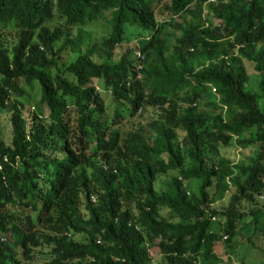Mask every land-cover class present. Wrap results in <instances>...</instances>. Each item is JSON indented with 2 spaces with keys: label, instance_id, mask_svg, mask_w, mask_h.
<instances>
[{
  "label": "trees",
  "instance_id": "1",
  "mask_svg": "<svg viewBox=\"0 0 264 264\" xmlns=\"http://www.w3.org/2000/svg\"><path fill=\"white\" fill-rule=\"evenodd\" d=\"M105 10L96 61L79 27ZM126 24L146 35L122 47ZM244 59L264 85V0H0V108L10 126L0 140V264H21L35 247L46 248L41 264H153L150 244L154 264H232L214 248L264 195V108L245 87ZM96 78L116 87L112 101L128 115L150 106L155 116L113 129L122 113L106 110ZM32 79L39 98L28 107L20 82ZM207 83L217 96L210 112L196 105ZM231 141L257 149L233 163L219 152ZM229 188L227 205L214 206Z\"/></svg>",
  "mask_w": 264,
  "mask_h": 264
},
{
  "label": "rangeland",
  "instance_id": "2",
  "mask_svg": "<svg viewBox=\"0 0 264 264\" xmlns=\"http://www.w3.org/2000/svg\"><path fill=\"white\" fill-rule=\"evenodd\" d=\"M109 10H105L101 12V14L97 15L94 19L79 27L81 32V40L82 47L90 46L89 54L90 56L96 60H101V46L99 44L100 35H104L108 30L109 26ZM215 21L216 19H212ZM53 21L48 20V23L51 24ZM77 30L76 27L72 28V31L75 33ZM145 31L139 28L134 24H126L124 25L123 39L121 41V46L123 47L127 43H135L138 44L141 39L145 36ZM3 36L8 44L12 43L15 39L14 30L12 28H5L3 30ZM118 47L116 46L112 52V58L115 60L118 56ZM132 60L135 62L133 54H130ZM71 57L70 51L65 48L60 53V60H67ZM245 72L247 74V78L245 81V87L251 89L253 92L257 94V105L260 108H264V85L259 82V75L256 71L252 69V64L244 59L242 62ZM49 72L53 73V68H49ZM67 75V74H66ZM68 76V75H67ZM96 86L98 87L103 102L106 106V110L109 112L112 111L114 107L120 110L122 113L121 118L116 117V125L113 126V129L120 128V130L124 131L128 128H135L139 121L145 120L147 117L155 116V109L153 107L147 106L144 109L143 115L139 116L138 114H134V116L128 115L126 111L121 107V105H115V102L112 101V93L116 87L113 86H105L102 83L100 78H96L93 80ZM20 86L23 89L22 94L18 97V99L24 102L28 107L35 105L38 103L39 98V86L35 79L30 81H22L20 82ZM210 92L206 90L208 94L204 97L197 100V108L205 109L206 111H214V104L216 102V93H212V89H209ZM42 114H46L47 110L44 106V103L40 104ZM8 107L0 108V140L8 142L10 136V126L8 121ZM216 111V109H215ZM182 130L177 129L176 134L177 137L180 138L182 135ZM249 131L244 132V134H248ZM234 137V136H233ZM90 148L94 147L93 140L90 141ZM257 149V143H248V144H238L234 141H231L226 146H220L219 152L221 155L228 157L231 162L236 163L240 161H247L249 157L253 156ZM170 172L166 173H158L156 178L154 179V187L157 190L162 188V181L170 176ZM193 182H196V179H190ZM190 183V181H189ZM194 186V185H193ZM192 188H195L192 187ZM209 194L211 193V187L208 188ZM232 188H229L225 191L224 195L221 198H215L212 201V204L216 207L226 206L228 202V197ZM246 209L250 206L245 205ZM258 212L254 215L246 211V215L238 222V229L235 236L231 239L230 243L225 241L223 238L219 241L216 248H214V252L217 255L221 256L222 253L228 255L232 264H259L264 260V195L259 197V204L257 205ZM159 214L168 217L167 209L161 207L159 209ZM211 219V218H210ZM223 217H219V215H214V219H212L211 230L217 231L218 225L222 223ZM219 221V222H218ZM250 237V241H247V237ZM75 238H80V234H75ZM148 253L151 257V263H156L159 259L158 247L156 244H150L148 247ZM45 247H35L33 249V254L31 259H21V264H41L43 259L46 257ZM222 257V256H221ZM197 264H201V262H197Z\"/></svg>",
  "mask_w": 264,
  "mask_h": 264
},
{
  "label": "built area",
  "instance_id": "3",
  "mask_svg": "<svg viewBox=\"0 0 264 264\" xmlns=\"http://www.w3.org/2000/svg\"><path fill=\"white\" fill-rule=\"evenodd\" d=\"M134 56H135L138 60H140V58H141V56H142V53L139 52V50H136L135 53H134ZM139 65H140V61H138L137 66H139ZM207 86H209V87L213 90V87L210 85V83H207ZM210 218H211V219H214V216H211Z\"/></svg>",
  "mask_w": 264,
  "mask_h": 264
}]
</instances>
